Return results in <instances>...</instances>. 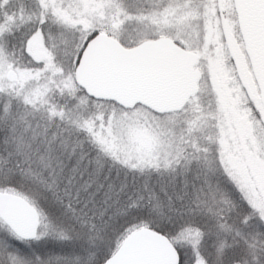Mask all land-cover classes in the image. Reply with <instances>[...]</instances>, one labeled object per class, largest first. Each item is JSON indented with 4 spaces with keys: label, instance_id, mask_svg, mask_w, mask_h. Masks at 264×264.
Wrapping results in <instances>:
<instances>
[{
    "label": "snow or ice",
    "instance_id": "snow-or-ice-1",
    "mask_svg": "<svg viewBox=\"0 0 264 264\" xmlns=\"http://www.w3.org/2000/svg\"><path fill=\"white\" fill-rule=\"evenodd\" d=\"M0 264H264V0H0Z\"/></svg>",
    "mask_w": 264,
    "mask_h": 264
}]
</instances>
